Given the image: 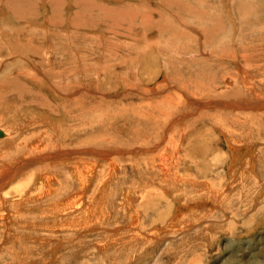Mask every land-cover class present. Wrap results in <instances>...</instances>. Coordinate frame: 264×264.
Segmentation results:
<instances>
[{
    "label": "rangeland",
    "instance_id": "obj_1",
    "mask_svg": "<svg viewBox=\"0 0 264 264\" xmlns=\"http://www.w3.org/2000/svg\"><path fill=\"white\" fill-rule=\"evenodd\" d=\"M0 34V264L260 256L262 200L227 185V143L256 150L235 154L249 172L264 157V0H0Z\"/></svg>",
    "mask_w": 264,
    "mask_h": 264
},
{
    "label": "bare ground",
    "instance_id": "obj_2",
    "mask_svg": "<svg viewBox=\"0 0 264 264\" xmlns=\"http://www.w3.org/2000/svg\"><path fill=\"white\" fill-rule=\"evenodd\" d=\"M254 4V3H253ZM233 5V4H232ZM251 5V4H250ZM228 11V10H227ZM230 11H232L231 9H230ZM246 11V10H245ZM228 13V12H227ZM231 13V12H230ZM233 14V13H232ZM231 14H229L228 16H230ZM233 16H235V15H233ZM230 20H231V22H232V24H235L236 26H237V22L239 21V20H237V18H236V20H237V22H236V20L234 19V17H233V19H232V17L230 18ZM233 27H234V25H232ZM232 27V28H233ZM238 28V27H237ZM239 30V29H238ZM23 31V30H22ZM22 33V32H21ZM1 35V34H0ZM30 40V39H29ZM13 41H14V39H13ZM31 50V49H30ZM40 50V49H39ZM22 56V55H21ZM35 63V62H34ZM40 63V65H41V62H39ZM52 89V88H51ZM47 114V113H46ZM189 117H185V118H181V124H183V122H185L186 123V120L188 119ZM51 119V118H50ZM48 120V119H47ZM56 120L57 119H55V122H56ZM180 121V120H179ZM50 122V121H49ZM188 122V121H187ZM60 124V123H59ZM7 135V132H3V130L1 131L0 130V136H6ZM41 136H39V137H37V138H35V141H34V139H33V141H32V147H31V150H33V151H39L40 150V148H42V145L41 144H44V139H43V134H40ZM145 135V134H144ZM168 135V134H167ZM228 135V134H227ZM8 138V137H7ZM232 139V138H231ZM230 139V140H231ZM229 141V140H228ZM233 141V140H232ZM238 144V143H237ZM234 145H235V143H234ZM232 143H227V146L230 148V152L232 151V152H234L233 154H234V157H232V159H231V166L229 165V168H228V170H231L229 173H230V176H229V182L230 183H228L227 185H231V186H233L235 183H237L238 184V191H239V197H240V199H242L243 201H246V203H247V201L248 202H250V204H252V203H255V205H257V201L259 200H262V201H260V202H258V204L259 205H261V206H263V208H262V210L260 209V210H258L257 212H256V214H257V216H256V219L257 218H261L260 220H259V222L257 223V225H256V227H261V226H263L264 225V157L262 156V155H260V154H258L257 156L258 157H254V160H256L255 158H258L257 159V162H255V163H253V165H254V171H252V172H249L250 171V168H249V170H247L246 168H244V167H246L247 165H246V163L244 162V163H242V166H241V161L239 160V159H241V158H237V157H235V154H237L238 152H239V154L241 155V153L242 154H247V152H250L251 151V149L249 148V147H251V146H244L242 149H239L240 147L239 146H237V148L234 146ZM50 147V146H49ZM44 149H45V147H44ZM253 151H254V148L252 149ZM60 151V150H59ZM58 151V152H59ZM256 151V150H255ZM254 151V152H255ZM39 152H41V151H39ZM45 152V151H44ZM61 152V151H60ZM229 152V153H230ZM231 152V153H232ZM76 154H77V152H76ZM256 154V153H255ZM254 154V155H255ZM59 155V154H58ZM93 155V154H92ZM102 155V154H101ZM250 155V154H249ZM46 157V156H45ZM48 157H50V155H48L47 157H46V159H48ZM248 157V156H247ZM250 157H252V156H250ZM24 158H26V157H24ZM231 158V157H230ZM251 159V158H250ZM37 160H39V159H37L36 158V160H27V161H25V162H23V164L20 166H17V167H20V170L19 171H21L22 169H24L23 167V165H28V164H30V162H37ZM40 161V160H39ZM42 161V160H41ZM107 161H108V159H107ZM243 162V161H242ZM251 162V161H250ZM254 162V161H253ZM20 164V163H19ZM73 164V163H72ZM92 164V163H91ZM97 164V163H96ZM240 164V167H238V165ZM251 164V163H250ZM74 165V164H73ZM82 165L84 166V171H86V174L85 175H89V179H90V181L89 182H92L93 180H95L94 178H95V176H96V174H97V169H98V164L97 165H95L94 164V166L92 165V167H87V164H84V163H82ZM81 165V166H82ZM111 165L112 164H110V168L112 169V171H115V170H117V167H115V166H112L111 167ZM252 165V164H251ZM250 165V166H251ZM6 166V165H5ZM79 166L80 165H74V166H72L71 165V168H72V170L74 171V178H77V177H79V179H80V175H82V174H80V171L78 170L79 169ZM12 167V166H11ZM109 167V166H108ZM237 168H240L239 170H238V172H236V169ZM243 168V169H242ZM8 169V168H7ZM10 169H12V168H10ZM252 169V168H251ZM82 170V169H81ZM111 171V170H110ZM109 171V172H110ZM6 173V172H5ZM5 173H4V175H5ZM7 173H9V171L7 172ZM83 173V172H82ZM108 173V172H107ZM113 173V172H112ZM112 173H110L111 175H112ZM231 173H235V175H232ZM254 173V174H253ZM1 176V175H0ZM6 176H7V174H6ZM83 177V176H82ZM56 178V177H55ZM84 178H87L86 176L84 177ZM176 178H178V177H176ZM175 178V179H176ZM83 179V178H82ZM245 181L246 182V184H244L243 182V184L244 185H246L245 187H244V185L241 183V182H239V181ZM4 181V180H3ZM6 181H10L9 179H6ZM5 181V182H6ZM54 181H55V179H54V177H53V179L52 178H50V177H45V176H41L39 179H38V181H36L37 183H36V185H35V189H34V186H33V189L36 191H38L39 189H43L42 191V193H40V195H41V197L43 196V194H44V192H45V195H47L48 193H50V192H54L55 191V189H54V187H52L51 186V184H52V182L54 183ZM84 181V180H83ZM224 182V180L222 181V183ZM1 183H2V181H1ZM4 183V182H3ZM2 183V184H3ZM28 183V182H27ZM225 183V182H224ZM34 184V183H33ZM236 184V185H237ZM25 185V184H24ZM90 185V184H89ZM205 185V184H204ZM23 186V185H22ZM209 186V185H208ZM32 187V186H31ZM30 187V188H31ZM88 184L86 185V187H85V190L82 192L81 190V192L83 193V194H85V192L88 190ZM164 187V186H163ZM227 187H229V186H227ZM226 187V188H227ZM29 188V187H28ZM234 188V187H233ZM164 189V191H163V193H161V196H163V194L164 195H167V196H169V195H171L170 194V192L169 191H167L166 190V188H163ZM208 189H209V187H208ZM214 189V188H213ZM212 189V190H213ZM231 189V188H230ZM29 190V189H28ZM232 190V189H231ZM235 190H237V189H235ZM34 191V192H35ZM36 191V192H37ZM160 191V190H159ZM226 191H227V189H224V187L222 186V188H217V190L215 191V195H217V196H221V198H222V200H223V197L225 198V193H226ZM27 192V189H25V188H21V190H20V192L18 191V194H20V198H18V199H21L22 200V202H23V200H24V198H26V196L24 195L25 193ZM209 193V192H208ZM227 194V193H226ZM230 194V193H229ZM81 195V194H80ZM79 195V196H80ZM14 196V195H13ZM74 196V198H72ZM73 196H68V197H70V202H75L76 200H78L79 199V203H77L78 205L77 206H74L75 208H78L79 207V204H80V201H81V198L77 195V196H75V195H73ZM14 197H16V196H14ZM18 197V196H17ZM177 197V196H176ZM180 197V196H179ZM233 197V196H232ZM168 198V197H167ZM174 198V197H173ZM172 198V199H173ZM199 198H200V196H199ZM1 199V198H0ZM3 199V198H2ZM17 199V198H16ZM163 199V198H162ZM171 199V198H170ZM15 200V199H14ZM87 200V199H86ZM169 200V199H168ZM19 201V200H18ZM171 201V200H170ZM218 202H220V200H217ZM15 202V201H14ZM173 202H175L176 204H178L179 206H181L182 208H185V206H182V205H180L181 204V201H179V200H177V198H175L174 199V201ZM221 202H223V201H221ZM16 203H17V201H16ZM69 203V202H68ZM232 203V202H231ZM231 203L230 204H226V211L224 212L225 214V217L227 216L226 215V213L229 211H233L234 209H230V208H232L233 206H231ZM74 204V203H73ZM85 204V203H84ZM199 204H202L201 202L199 203ZM5 205V204H4ZM76 205V204H75ZM178 205H176V206H178ZM219 205V204H218ZM72 206V205H71ZM173 206V205H172ZM249 206V205H248ZM81 207V206H80ZM251 207H252V205H251ZM83 208H85V207H83ZM177 208V207H176ZM217 208H218V206H217ZM89 209V208H88ZM71 210V209H70ZM255 210V209H254ZM218 211H219V209H218ZM222 210H220V212H221ZM224 211V210H223ZM234 212V211H233ZM249 212H251V211H249ZM235 213V212H234ZM58 214V213H57ZM230 214V213H229ZM174 215H177V214H174ZM234 215V214H233ZM233 217V216H232ZM253 217H254V215H253ZM138 218V217H137ZM140 218V217H139ZM138 218V219H139ZM233 218H235V217H233ZM138 219H136V221L138 220ZM229 219V218H228ZM255 219V218H254ZM202 219H200V221H201ZM140 222V221H139ZM207 222V221H206ZM213 222V221H212ZM234 222H235V220H234ZM138 223V222H137ZM219 223V222H218ZM216 224L215 226H219L220 224ZM201 225V224H200ZM213 225V224H212ZM232 225H234V223H231V225H229L228 226V228L229 227H231ZM197 225H195L194 227H192V226H189L190 227V231L192 230V229H195V227H196ZM137 227V226H136ZM136 227H135V229H136ZM154 227V226H153ZM157 227V226H156ZM220 227V226H219ZM251 227V226H250ZM141 229V228H140ZM154 229H156V228H154ZM253 229V228H252ZM139 230V229H138ZM202 230V229H201ZM214 230H217V228L216 229H214ZM254 230H256V228H254ZM142 231V230H141ZM193 231V230H192ZM246 231H252V230H250L248 227H247V230ZM136 232V231H135ZM137 233V232H136ZM135 233V234H136ZM150 233V232H149ZM142 234V233H141ZM151 235V234H150ZM149 236V234L147 235V237ZM200 236V235H199ZM143 237H145V236H143ZM146 237V238H147ZM140 238H142V237H140ZM139 238V239H140ZM148 239V238H147ZM152 239V238H151ZM140 241H142V240H140ZM154 241V240H153ZM259 243V242H258ZM146 245V244H145ZM175 248V247H174ZM260 249V248H259ZM162 252V251H161ZM255 253V252H254ZM261 254H259L260 256H253V257H248L247 259V261H243L244 262V264H264V261H263V259H264V250L262 249L261 250V252H260ZM246 255V254H245ZM141 257H144V256H141ZM158 259H159V257H157ZM245 260V259H244ZM196 261V260H195ZM195 261L193 262V264H195ZM240 263H238V264H242L241 263V260L239 261ZM136 263V262H135ZM137 264V263H136Z\"/></svg>",
    "mask_w": 264,
    "mask_h": 264
}]
</instances>
